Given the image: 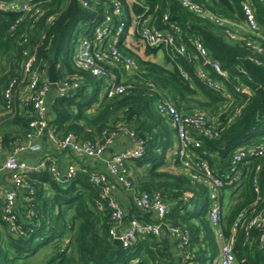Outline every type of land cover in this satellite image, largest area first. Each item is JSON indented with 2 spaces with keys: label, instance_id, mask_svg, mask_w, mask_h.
Returning a JSON list of instances; mask_svg holds the SVG:
<instances>
[{
  "label": "trees",
  "instance_id": "trees-1",
  "mask_svg": "<svg viewBox=\"0 0 264 264\" xmlns=\"http://www.w3.org/2000/svg\"><path fill=\"white\" fill-rule=\"evenodd\" d=\"M84 1L94 11L82 7L78 0H35L38 13L27 14L14 30L10 28L22 13L0 11V111L6 105L3 86L20 75L23 50H34L36 66L44 72L49 61H53L57 82L70 78L79 83L74 93L52 94L47 100L48 123L56 138L72 134L78 141L102 144L109 134H143L144 154L128 160L121 172L130 184L125 191L131 201L123 221L135 213L142 221H161L162 233L137 237L127 245L114 244L109 234L113 225L111 211L101 198L100 189L90 181L94 170L81 166L70 179L56 181L52 174L55 164L43 161V169L23 176L31 192L11 185L19 193L13 207L14 233L8 231L10 225L3 219L5 204L0 195V264H217L219 246L208 218V189L192 182L178 162L175 172L163 168L176 133L157 104L166 99L180 113H203L208 127L217 126L218 136L199 137L201 148L196 153L223 176L237 148H264V41L243 31L236 33V39L230 38L232 31L236 32L231 24L245 23L243 0H192L226 24L192 13L182 7L181 0H137L142 5H129L126 0ZM115 2L121 5L126 28L130 26V12L142 14V20H150L158 30H166L168 23L177 24L180 31L176 44L185 45L187 54L194 56L190 42L200 41L208 52V60L215 61L224 75L214 74L199 58L188 62L185 56L176 55L170 62L167 50L165 61L172 65L168 69L140 58L130 44H122L125 36H119L115 46L134 62L131 74L125 75V82L132 87L123 95H103L102 81L75 67L74 40L78 32L90 35L104 21L105 14L112 13ZM248 3L264 34V0ZM165 15L166 22L162 19ZM117 23V17L112 16L110 25L116 27ZM157 50L165 51L146 47L145 55L156 54ZM180 68L189 73L188 78L181 75ZM122 70L119 65L115 67L117 75H122ZM198 70L219 90L200 80L196 76ZM92 80L96 83L93 90ZM25 110L0 128L1 148L11 152L26 141L33 112ZM238 170L242 177L238 188L225 189L221 195L223 200L229 194V204L220 220L225 237L231 234L240 214L249 219L264 211V158L239 164ZM142 193L162 198L167 212L161 220L155 219L153 212L135 207L134 199ZM171 227L188 235L179 259L175 257L180 254L179 242L169 233ZM234 256L235 264H264L261 231L238 227Z\"/></svg>",
  "mask_w": 264,
  "mask_h": 264
},
{
  "label": "built area",
  "instance_id": "built-area-1",
  "mask_svg": "<svg viewBox=\"0 0 264 264\" xmlns=\"http://www.w3.org/2000/svg\"><path fill=\"white\" fill-rule=\"evenodd\" d=\"M82 7L91 9L84 0H78ZM35 0H2L0 1V11L4 13L21 12L20 16L10 30H14L15 26L22 23L27 14L32 13L34 16L38 13L35 6ZM129 5L142 3L137 0H126ZM182 7L190 10L196 15H204L215 23L226 24L223 19L212 17L208 11H204L200 5L192 0H181ZM241 8L245 16L243 25L231 24L232 27L238 29V32H247L264 41V34L255 20L253 10L248 0H243ZM112 16L117 17L118 23L116 27L111 26ZM130 26L126 28V20L122 18V8L118 2L113 4L111 14H105L104 21L101 22L94 31L87 35L85 33H77L75 36V48L73 61L78 69L86 70L92 77L102 81V93L108 97L123 95L132 84L125 82V75L131 74L134 62L132 58L121 52L115 42L119 36H125L123 45L127 46L128 37L133 33L129 31L134 29L141 43L150 49L162 48L164 55L167 50L169 61L173 62L176 55L185 56L188 62L196 58L201 59L208 64L213 73L223 76L224 73L215 61H209L208 52L198 40L190 42V46L195 52L194 56L187 54L185 45L176 44L175 38L179 34V27L175 23H168L166 30H158L150 20H142L143 15H135L130 12ZM163 21H167V15L163 16ZM85 31V30H84ZM237 31L230 34L231 39H236ZM117 38V39H116ZM113 39H115L113 41ZM251 46L250 43L247 44ZM257 51H261L260 46L256 47ZM22 55L24 61L21 65L20 75L10 79L3 86L2 94L6 105L0 111V122L11 117L15 112V104L13 100L14 93H22L20 106L28 108L33 112V117L29 121V131L26 134V141L21 145H16L12 152L0 166V174L6 173L8 182L18 189H31L23 181V176L37 172L45 167L42 161L37 165H31L18 158V154L28 152L32 154L39 153L41 150L42 140L54 143L59 149L68 150L77 156H84L88 159L95 158L104 154L112 145L117 135L109 134L102 144H95L89 141H78L72 134L66 135L58 140L55 136L54 129L48 123V107L47 96L50 93L51 85L45 76V72L36 66V55L34 50H23ZM122 68V75H117L115 67ZM181 75L186 79L189 73L186 70L179 69ZM196 76L206 82L208 86L219 90V86L208 79L202 70L196 72ZM79 87L76 80L65 78L56 83V94L66 96L74 93ZM158 111L169 121L176 133L177 144L173 150L174 161L178 162L184 173L192 182H199L208 189V197L211 205L209 208L208 218L212 226L215 228V236L218 241L219 255L217 264H235L234 256V235L238 227L245 231L256 228L261 231V240L264 239V211L249 219H243L242 214L235 220L231 234L225 237L220 228L221 216L229 204L226 194L221 200L223 190L229 188L237 189L241 183V175L238 170L239 164H247L264 158V148L262 146H249L237 148L231 155L230 164L223 172V176L216 173V170L210 167L207 160L197 155L196 150L201 148L199 137H215L219 132L216 127L213 129L206 124L205 115L203 113H194L192 115L180 113L174 105L168 100L161 99L157 104ZM130 139L134 144L131 148L113 153L105 159V173L93 172L90 174L91 183L100 189L101 198L106 200L107 208L111 211V219L113 221L109 234L112 240L118 239L124 245L133 243L137 237L146 235L158 236L162 233L163 223L161 221L152 223L139 219L133 213L128 216L126 222L123 221L124 211L121 204L115 198L112 192L110 177L121 185L124 190H128L130 184L121 176L124 165L128 160L138 159L144 154V141L136 137L133 132L128 131ZM260 166L256 167L258 171ZM77 171L76 166L70 165L61 173L54 165L52 174L56 181L70 179ZM255 183V182H254ZM225 194V193H223ZM4 200L3 219L10 225L8 231L14 233V215L13 207L16 200V192H6L2 194ZM227 199V200H226ZM135 207L143 212H153L157 219L161 220L167 212L166 204L159 195L151 196L142 193L134 199ZM169 233L178 240V248L180 254L178 258H182V249L184 243L188 240V235L181 232L177 227L168 228ZM178 260H176L177 262Z\"/></svg>",
  "mask_w": 264,
  "mask_h": 264
},
{
  "label": "crops",
  "instance_id": "crops-1",
  "mask_svg": "<svg viewBox=\"0 0 264 264\" xmlns=\"http://www.w3.org/2000/svg\"><path fill=\"white\" fill-rule=\"evenodd\" d=\"M235 30L238 32V29L235 28ZM129 31L133 32L128 37L129 43L131 45H135V44H132L131 42L135 41V37H136V43L143 45L141 41L138 39L137 33L134 32V29L132 30V28H130ZM127 46L130 47L129 44H127ZM138 53L139 54L142 53V58H146V60L152 61V62H155V61L151 60L150 57H153V55H157L160 59L161 58L163 59V64L161 65H165L168 69L172 68V65L165 61V55L163 51L161 50H157L156 54H151L149 56L145 55V51H141ZM45 76L47 77V70L45 72ZM51 90H50V93L48 94L49 97L47 96V100L48 98L51 97L52 94H56V90L53 92H51ZM21 98H22V93H14L13 100L15 104V112L11 117L5 118L0 122V128L6 126L17 114L20 115V113L22 112L25 113L26 111L25 108L20 106ZM41 144L42 146H41V150L39 153L32 154L28 152H23V153L18 154V158L21 161H24L31 165H37L41 163L42 161L52 162L57 166L58 170L61 173H63L67 169V167L70 165L76 166V168H79L81 166H86L94 170V172L105 173L106 171L105 170V159H107L113 153L119 152L124 149L131 148L134 142L132 139H130L128 132L120 134L116 137L112 145L108 148V150L104 154H102L101 156L95 157V158H91V159H88L84 156H81V157L77 156L73 154L72 152L65 153L63 150H60L54 143L47 141V140H42ZM172 144L173 146L167 153L166 164L164 165L163 168L175 172L177 171V165L175 164V161H174L173 150L175 149L176 144H177L176 137ZM11 152H9L8 150H5L4 148H1V145H0V166L2 165V163L5 161V159L8 157V155ZM110 183L112 185V192L115 198L117 199V201L121 204L124 214L126 215L129 209L131 208V201L128 196L129 194L121 187V185H119L115 181L114 178L110 177ZM6 192H16V198L17 196L19 198V193H17V191L14 190V188L8 182L6 173H1L0 174V195ZM153 214H154V218L157 219L156 214L155 213ZM175 257H178V254H176Z\"/></svg>",
  "mask_w": 264,
  "mask_h": 264
},
{
  "label": "water",
  "instance_id": "water-1",
  "mask_svg": "<svg viewBox=\"0 0 264 264\" xmlns=\"http://www.w3.org/2000/svg\"><path fill=\"white\" fill-rule=\"evenodd\" d=\"M47 80L51 85V89H52L51 92L55 91L56 90L57 77H56L55 72H54L53 61H49V63H48ZM48 97H49V95H48ZM138 138L143 140V141L145 140V136L143 134H139ZM113 242L116 245L121 244L120 240H118V239L113 240Z\"/></svg>",
  "mask_w": 264,
  "mask_h": 264
},
{
  "label": "rangeland",
  "instance_id": "rangeland-1",
  "mask_svg": "<svg viewBox=\"0 0 264 264\" xmlns=\"http://www.w3.org/2000/svg\"><path fill=\"white\" fill-rule=\"evenodd\" d=\"M79 27H80V25L78 24L77 27H76V30H78ZM127 43L130 44L129 40L127 41ZM131 43L135 44V45H131L130 44V46L134 50V53L141 58L142 57V53L139 54L138 52L145 51L146 47L141 45V44L136 43V37H135V41H132ZM143 59L146 60V58H143ZM150 59L155 61L156 63L163 64V59L162 58L160 59L157 55H153V57H150ZM95 87H96L95 80H92L91 89L93 90V89H95ZM38 263L39 262H35V264H38Z\"/></svg>",
  "mask_w": 264,
  "mask_h": 264
}]
</instances>
